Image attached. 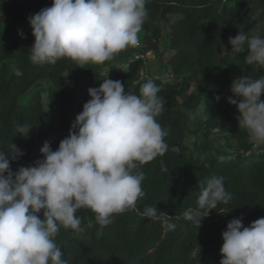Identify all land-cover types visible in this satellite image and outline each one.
Wrapping results in <instances>:
<instances>
[{"label": "trees", "instance_id": "16d2710c", "mask_svg": "<svg viewBox=\"0 0 264 264\" xmlns=\"http://www.w3.org/2000/svg\"><path fill=\"white\" fill-rule=\"evenodd\" d=\"M44 7H49L46 0H0V149L7 152L14 144L25 153L10 161L14 172L41 159L45 142L53 151L58 148L90 99L88 89L108 78L106 66L110 79L120 80L126 92L139 95L141 84L152 79L166 100L156 120L168 131V151L138 165L145 174V196L136 210L114 214L107 226L99 225L87 208L77 212L82 231L61 225L55 242L67 264H220L227 223L243 216L247 227L264 217V147L250 150L237 107L228 103L229 97L236 98L231 91L236 78L264 76V66L248 64L247 51L233 55L229 43L239 32L264 36V0H148L137 57L121 56L122 69L110 62L79 64L69 58L55 65L32 63L28 50L35 38L26 33L22 38L18 30L30 28L28 17ZM163 38L169 44L166 64L173 78H142L146 60L140 55L157 56ZM194 120L207 135L225 129L236 151L227 157L213 155L207 137L189 149L184 140ZM17 124L32 127L27 138L16 132ZM211 175L225 178L232 199L211 210L198 228L183 213L197 206L199 185ZM148 206L157 207V218L143 216Z\"/></svg>", "mask_w": 264, "mask_h": 264}, {"label": "clouds", "instance_id": "9594fccd", "mask_svg": "<svg viewBox=\"0 0 264 264\" xmlns=\"http://www.w3.org/2000/svg\"><path fill=\"white\" fill-rule=\"evenodd\" d=\"M147 3L52 0L50 7L28 17L35 38L29 59L41 65H55L62 58L79 64L112 60L126 48L139 46ZM18 34L23 38L22 30ZM229 43L233 55L247 51L248 64L264 66V36L239 32ZM160 91L152 79L141 84L137 95L126 92L120 80L106 78L98 88L88 89L90 99L55 151L45 142L41 159L14 172L10 161L25 153L14 144L7 152L0 149V264H67L55 237L61 225L82 231L79 210L91 209L101 226L111 224L114 214L136 210L145 196V174L138 165L169 148L168 131L156 120L166 103ZM231 91L236 98L229 97L228 103L237 107L239 128L248 131L253 143L264 144V76L238 77ZM31 128L17 124L16 132L27 138ZM224 181L218 175L205 178L197 206L183 213L187 221L199 228L211 210L231 201ZM158 211L148 206L143 216L157 218ZM221 236L220 264H264V217L247 227L243 216L233 218Z\"/></svg>", "mask_w": 264, "mask_h": 264}, {"label": "rangeland", "instance_id": "374dc122", "mask_svg": "<svg viewBox=\"0 0 264 264\" xmlns=\"http://www.w3.org/2000/svg\"><path fill=\"white\" fill-rule=\"evenodd\" d=\"M49 7L52 4V0H46ZM224 3H229V0H224ZM21 31V30H18ZM19 33V32H18ZM23 33L32 35L31 28L23 30ZM33 36V35H32ZM129 55V60L131 58H136L137 54L130 49H125L119 54H117L112 60H109L108 64H113L116 69L124 68V64H119V58L123 55ZM170 54L169 44L166 39H162L159 45V54L156 56L152 52H146L141 57L146 60V65L141 69L140 74L142 78H162V79H172L173 76L166 64L167 57ZM107 62V61H106ZM108 66L104 67V75H106L109 79L111 76L107 73ZM194 86L191 84L188 87V92L192 91ZM45 102V100H44ZM200 115L202 113V107L199 108ZM202 119V117H201ZM191 131L186 133L185 136V144L191 149L194 142H198L202 140L204 137H207L209 143L211 144V154H215L219 157H227L228 155H232L236 151L235 141L228 138V134L225 129L222 130H213L209 135L202 129L201 123L194 120L190 122ZM192 130H195L194 132ZM251 151L259 150L264 147V144H255L251 140ZM226 154V156H225ZM248 154V152L246 153Z\"/></svg>", "mask_w": 264, "mask_h": 264}, {"label": "crops", "instance_id": "0c3cea01", "mask_svg": "<svg viewBox=\"0 0 264 264\" xmlns=\"http://www.w3.org/2000/svg\"><path fill=\"white\" fill-rule=\"evenodd\" d=\"M138 46L135 47H128L127 49H130L131 52H133ZM108 62V61H107Z\"/></svg>", "mask_w": 264, "mask_h": 264}, {"label": "built area", "instance_id": "2783aa9c", "mask_svg": "<svg viewBox=\"0 0 264 264\" xmlns=\"http://www.w3.org/2000/svg\"><path fill=\"white\" fill-rule=\"evenodd\" d=\"M140 57H141V55H140Z\"/></svg>", "mask_w": 264, "mask_h": 264}]
</instances>
